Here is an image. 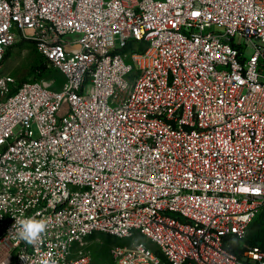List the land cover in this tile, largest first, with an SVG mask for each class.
I'll return each mask as SVG.
<instances>
[{"label":"built area","instance_id":"obj_1","mask_svg":"<svg viewBox=\"0 0 264 264\" xmlns=\"http://www.w3.org/2000/svg\"><path fill=\"white\" fill-rule=\"evenodd\" d=\"M18 38L62 81L0 74V264H264V0H0Z\"/></svg>","mask_w":264,"mask_h":264},{"label":"rangeland","instance_id":"obj_2","mask_svg":"<svg viewBox=\"0 0 264 264\" xmlns=\"http://www.w3.org/2000/svg\"><path fill=\"white\" fill-rule=\"evenodd\" d=\"M76 34L68 35L75 38ZM249 51H246L248 54ZM9 73L16 82L26 79H53L54 88H57L62 81L60 74L47 66L43 58L38 54L33 45L24 38H18L4 52L0 66V74ZM261 212L249 223L244 239L241 241L245 246H259L264 248V205ZM151 248L154 246L140 237ZM128 241L104 235H96L87 238L82 247L89 249L92 254L94 264L106 262L108 260V250L115 245L126 244Z\"/></svg>","mask_w":264,"mask_h":264},{"label":"clouds","instance_id":"obj_3","mask_svg":"<svg viewBox=\"0 0 264 264\" xmlns=\"http://www.w3.org/2000/svg\"><path fill=\"white\" fill-rule=\"evenodd\" d=\"M21 227L18 230V235L21 239L29 244H34L40 240L43 233L46 232L48 224L45 220H37L28 218L19 221Z\"/></svg>","mask_w":264,"mask_h":264},{"label":"trees","instance_id":"obj_4","mask_svg":"<svg viewBox=\"0 0 264 264\" xmlns=\"http://www.w3.org/2000/svg\"><path fill=\"white\" fill-rule=\"evenodd\" d=\"M43 60H44V59H43ZM44 61H45V60H44ZM45 63H46V62H45ZM55 72H56V71H55ZM56 73H58V72H56ZM58 74H59V73H58ZM61 78H62V77H61ZM59 84H60V83H59ZM262 208H263V207L260 208V210L258 211V213L256 214V216L259 214V212H261V209H262ZM256 216H255V217H256ZM255 217H254V218H255ZM234 246H236V244H235ZM254 247H258L259 249L264 250L263 247H259V246H254ZM233 249H235V248L233 247Z\"/></svg>","mask_w":264,"mask_h":264}]
</instances>
